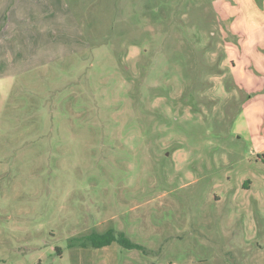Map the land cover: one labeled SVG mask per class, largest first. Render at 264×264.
<instances>
[{"label": "rangeland", "instance_id": "1", "mask_svg": "<svg viewBox=\"0 0 264 264\" xmlns=\"http://www.w3.org/2000/svg\"><path fill=\"white\" fill-rule=\"evenodd\" d=\"M243 33L264 0H0V264H264Z\"/></svg>", "mask_w": 264, "mask_h": 264}, {"label": "crops", "instance_id": "2", "mask_svg": "<svg viewBox=\"0 0 264 264\" xmlns=\"http://www.w3.org/2000/svg\"><path fill=\"white\" fill-rule=\"evenodd\" d=\"M242 35H243V43L242 44L240 43L237 46L239 48H235V49L231 48L232 49L231 51L232 52L242 51L243 54L247 57L248 61L245 64L247 65V68L249 70L248 72L243 73L246 79V80L244 79L243 82L248 86V88H246L245 91L250 90L249 92L253 93L251 89L253 88L254 84L260 83L261 85H264V42L262 40V37H264V35L260 36L256 33L254 34L243 33ZM249 36H252V38L250 39ZM235 61L237 60L235 59ZM239 62L240 64H235V63L233 64L232 66L233 72H235L237 68L242 67L241 64L243 61L240 59ZM235 74L236 76L242 75V74L238 75L237 73ZM258 92H261L262 94V86L258 90Z\"/></svg>", "mask_w": 264, "mask_h": 264}, {"label": "trees", "instance_id": "3", "mask_svg": "<svg viewBox=\"0 0 264 264\" xmlns=\"http://www.w3.org/2000/svg\"><path fill=\"white\" fill-rule=\"evenodd\" d=\"M93 239H92V242H93V245L95 246V247H97V248H99V247H101V246H106V245H109L110 243H111V241H112V239H103V241L102 240H100V238L99 237H97V236H93L92 237ZM121 244L123 245V246H126V247H128V248H137V249H140V247L138 246V245H135V244H131V243H129L128 241H126L125 239L124 240H122L121 241Z\"/></svg>", "mask_w": 264, "mask_h": 264}]
</instances>
